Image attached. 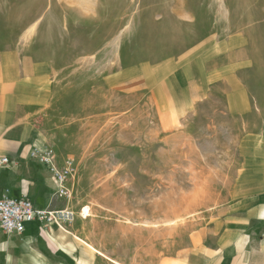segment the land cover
I'll use <instances>...</instances> for the list:
<instances>
[{
	"label": "rangeland",
	"instance_id": "1",
	"mask_svg": "<svg viewBox=\"0 0 264 264\" xmlns=\"http://www.w3.org/2000/svg\"><path fill=\"white\" fill-rule=\"evenodd\" d=\"M206 68L220 80L181 102ZM237 82L249 111L229 110ZM4 85L30 98L0 131L74 160L75 217L57 227L97 264H165L232 198L264 136V0H0ZM17 243L0 239V264H18L5 261Z\"/></svg>",
	"mask_w": 264,
	"mask_h": 264
},
{
	"label": "crops",
	"instance_id": "2",
	"mask_svg": "<svg viewBox=\"0 0 264 264\" xmlns=\"http://www.w3.org/2000/svg\"><path fill=\"white\" fill-rule=\"evenodd\" d=\"M220 78L217 70L206 68L194 81H188L181 88V102L200 99L202 93L206 95L205 86ZM26 98L29 99V95L26 97L18 85L0 86V127L16 124L17 110L20 111L18 103ZM227 103L233 113L250 110L248 92L242 83L237 82L227 93ZM9 132L0 131V138H8L0 142V154L9 156L14 164L1 169L0 192L8 188L11 196L27 197L43 209L66 208V199L57 195L58 185L50 171L29 155L33 148L41 150L44 147L43 140L32 138L28 132ZM257 140L259 148L245 147L246 166L232 188V198L213 211L209 225L189 233L188 243L183 244L177 253L167 255L162 260L165 264H264V136L258 135ZM8 236L18 240L17 246L5 255L8 262L15 257L18 264L98 262L95 252L88 253L94 259L86 258L80 252L77 236L64 227L42 228L34 221L20 234H7L0 229V239Z\"/></svg>",
	"mask_w": 264,
	"mask_h": 264
},
{
	"label": "built area",
	"instance_id": "3",
	"mask_svg": "<svg viewBox=\"0 0 264 264\" xmlns=\"http://www.w3.org/2000/svg\"><path fill=\"white\" fill-rule=\"evenodd\" d=\"M29 155L39 164L44 165L58 185L57 195L68 198L66 181L76 170L74 160L66 158L61 165L56 163L55 154L51 148L44 146L41 150L33 148ZM14 160L0 154L1 169L12 166ZM75 213L68 208L49 210L39 208L27 197L11 196L8 188L0 192V229L7 234L23 233L30 222H38L42 228L70 224Z\"/></svg>",
	"mask_w": 264,
	"mask_h": 264
},
{
	"label": "bare ground",
	"instance_id": "4",
	"mask_svg": "<svg viewBox=\"0 0 264 264\" xmlns=\"http://www.w3.org/2000/svg\"><path fill=\"white\" fill-rule=\"evenodd\" d=\"M83 212H86V208H85V210L83 211ZM85 215V214H84ZM87 215V214H86Z\"/></svg>",
	"mask_w": 264,
	"mask_h": 264
}]
</instances>
